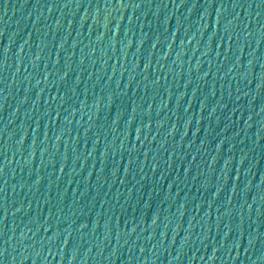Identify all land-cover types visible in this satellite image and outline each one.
<instances>
[{
	"label": "water",
	"instance_id": "obj_1",
	"mask_svg": "<svg viewBox=\"0 0 264 264\" xmlns=\"http://www.w3.org/2000/svg\"><path fill=\"white\" fill-rule=\"evenodd\" d=\"M0 264H264V0H0Z\"/></svg>",
	"mask_w": 264,
	"mask_h": 264
}]
</instances>
